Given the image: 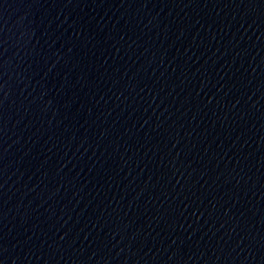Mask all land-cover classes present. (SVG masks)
I'll return each instance as SVG.
<instances>
[{
    "label": "water",
    "instance_id": "1",
    "mask_svg": "<svg viewBox=\"0 0 264 264\" xmlns=\"http://www.w3.org/2000/svg\"><path fill=\"white\" fill-rule=\"evenodd\" d=\"M0 264H264V0H0Z\"/></svg>",
    "mask_w": 264,
    "mask_h": 264
}]
</instances>
